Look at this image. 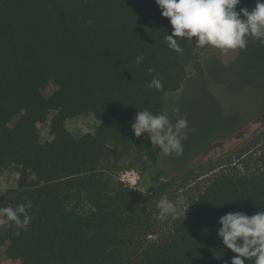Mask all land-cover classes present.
Wrapping results in <instances>:
<instances>
[{"label":"trees","instance_id":"16d2710c","mask_svg":"<svg viewBox=\"0 0 264 264\" xmlns=\"http://www.w3.org/2000/svg\"><path fill=\"white\" fill-rule=\"evenodd\" d=\"M172 31L155 0H0V168L21 169L0 208L33 201L27 230L8 239L13 264H231L237 254L218 238V219L264 210V151L208 163L210 175L164 226L119 179L142 175L161 153L147 134L134 136L137 111L164 114L163 96L210 47L177 38V53L165 40ZM153 77L162 89L148 87ZM50 114L52 139L41 143L37 126ZM82 114L98 127L75 138L65 122Z\"/></svg>","mask_w":264,"mask_h":264},{"label":"rangeland","instance_id":"374dc122","mask_svg":"<svg viewBox=\"0 0 264 264\" xmlns=\"http://www.w3.org/2000/svg\"><path fill=\"white\" fill-rule=\"evenodd\" d=\"M249 1L248 10L251 11L256 0ZM247 39L245 49L227 53L212 47L199 50L180 88L163 96L164 114L173 124L180 117L186 118L192 131L182 141L184 151L181 156L161 152L156 164L142 175L135 171L119 174L122 182L141 191L145 208L158 212L157 204L162 197L184 198L191 190L203 185L210 175L208 163L228 157L239 164L243 158H239L242 150L253 156L264 151V46L251 37ZM196 64L203 71V79L195 70ZM50 94L46 92L45 96ZM52 115L37 126L41 143L52 139L49 129ZM15 122L16 119L10 124ZM65 127L79 138L94 133L98 121L91 114H82L68 119ZM190 169H202L203 177L185 179ZM20 173L21 169L16 166L0 168V200L10 197L8 191L16 188ZM182 178L186 181L181 182ZM165 183L170 185L159 192L157 188ZM169 219L159 220L160 225L164 226ZM5 220L6 217L0 216V264H13L5 250L9 237L17 234L18 225L11 221L5 223Z\"/></svg>","mask_w":264,"mask_h":264},{"label":"clouds","instance_id":"9594fccd","mask_svg":"<svg viewBox=\"0 0 264 264\" xmlns=\"http://www.w3.org/2000/svg\"><path fill=\"white\" fill-rule=\"evenodd\" d=\"M155 3L161 15L169 19L173 31L171 35H166L165 40L169 48L177 53L183 52L177 38H187L193 43L192 38L195 37L196 47L210 46L225 53L245 49L248 37L264 46V0H256L251 11L243 7L236 11L241 0H155ZM148 71L151 73L153 70ZM148 87L160 90L163 85L153 77ZM131 129L137 138L147 134L151 145L158 147L164 155L175 153L176 156L183 154L182 141L192 131L186 118L180 117L173 124L167 115H153L147 107L137 111ZM184 205L183 197L176 200L162 197L157 204V218L161 222L176 219ZM32 208L33 201L26 199L15 208H0V216L6 217L5 223L15 222L27 230L32 219L29 210ZM218 224V238L227 249L237 254L232 257L231 264H245V260L251 261V264H264V210L251 216L243 211L230 212L219 217Z\"/></svg>","mask_w":264,"mask_h":264}]
</instances>
